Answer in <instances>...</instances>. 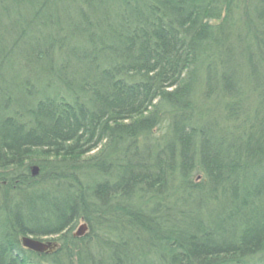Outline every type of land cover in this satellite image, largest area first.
<instances>
[{
  "label": "trees",
  "instance_id": "16d2710c",
  "mask_svg": "<svg viewBox=\"0 0 264 264\" xmlns=\"http://www.w3.org/2000/svg\"><path fill=\"white\" fill-rule=\"evenodd\" d=\"M0 264H264V0H0Z\"/></svg>",
  "mask_w": 264,
  "mask_h": 264
},
{
  "label": "rangeland",
  "instance_id": "374dc122",
  "mask_svg": "<svg viewBox=\"0 0 264 264\" xmlns=\"http://www.w3.org/2000/svg\"><path fill=\"white\" fill-rule=\"evenodd\" d=\"M14 57H16V56H12V58H13V60H14ZM4 76H5V78H6V80H8L9 78H8V76H12V78L15 80V81H13L15 84L16 83H18L19 81V83H20V85L22 84L21 82L23 81V79L24 78H26V79H29L30 80V83L28 84L29 85V89L32 91V89H33V87H34V81H39L38 82V85H37V82L35 83V85L37 86V87H39V85H40V83H41V80H43V78H41V77H39L38 76V74H37V80H35L34 79V76H33V74H31V75H29L28 73H27V71L25 70V68H23L22 67V63L19 61V60H15V62H14V64H13V67H12V70L10 69L9 71H5L4 73ZM8 78V79H7ZM34 80V81H33ZM9 81H11V79H9ZM31 82H33V83H31ZM35 86V87H36ZM34 87V88H35ZM19 91V90H18ZM24 94H28V91L27 90H24V91H20V92H17V91H15V89L8 95V96H11V101L12 100H14V99H18V100H20V99H22V98H25L24 96H26V95H24ZM34 166V165H33ZM82 222L80 221V222H78L75 226H74V228H73V230H76V228L81 224ZM46 240H49V239H44L43 241H46Z\"/></svg>",
  "mask_w": 264,
  "mask_h": 264
},
{
  "label": "water",
  "instance_id": "95a60500",
  "mask_svg": "<svg viewBox=\"0 0 264 264\" xmlns=\"http://www.w3.org/2000/svg\"><path fill=\"white\" fill-rule=\"evenodd\" d=\"M31 174L35 176L37 174V166H32ZM87 229V226L84 222H82L76 230L73 232V235H82ZM21 245L22 247L35 251V252H50L55 249L56 242L52 240L42 241L37 238H34L30 235H24L21 237Z\"/></svg>",
  "mask_w": 264,
  "mask_h": 264
}]
</instances>
